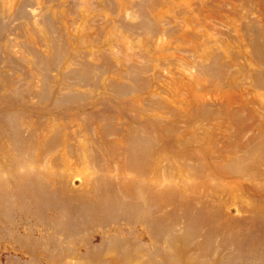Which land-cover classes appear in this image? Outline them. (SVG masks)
I'll use <instances>...</instances> for the list:
<instances>
[{
  "label": "rangeland",
  "instance_id": "obj_1",
  "mask_svg": "<svg viewBox=\"0 0 264 264\" xmlns=\"http://www.w3.org/2000/svg\"><path fill=\"white\" fill-rule=\"evenodd\" d=\"M0 264H264V0H0Z\"/></svg>",
  "mask_w": 264,
  "mask_h": 264
}]
</instances>
